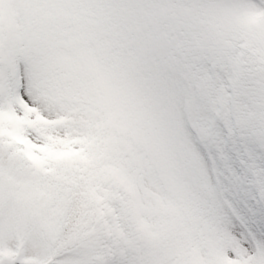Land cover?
<instances>
[{"label": "snow or ice", "instance_id": "obj_1", "mask_svg": "<svg viewBox=\"0 0 264 264\" xmlns=\"http://www.w3.org/2000/svg\"><path fill=\"white\" fill-rule=\"evenodd\" d=\"M0 264H264V0H0Z\"/></svg>", "mask_w": 264, "mask_h": 264}]
</instances>
